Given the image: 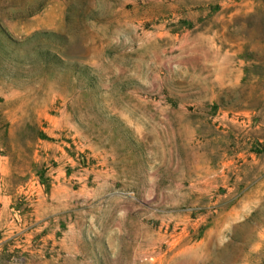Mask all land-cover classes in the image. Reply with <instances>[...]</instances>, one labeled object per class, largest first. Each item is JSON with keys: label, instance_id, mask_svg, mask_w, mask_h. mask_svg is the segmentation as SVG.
Wrapping results in <instances>:
<instances>
[{"label": "rangeland", "instance_id": "rangeland-1", "mask_svg": "<svg viewBox=\"0 0 264 264\" xmlns=\"http://www.w3.org/2000/svg\"><path fill=\"white\" fill-rule=\"evenodd\" d=\"M0 264H264V0H0Z\"/></svg>", "mask_w": 264, "mask_h": 264}]
</instances>
